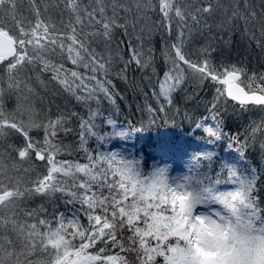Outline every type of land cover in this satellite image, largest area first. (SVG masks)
Instances as JSON below:
<instances>
[{
  "label": "snow or ice",
  "instance_id": "obj_1",
  "mask_svg": "<svg viewBox=\"0 0 264 264\" xmlns=\"http://www.w3.org/2000/svg\"><path fill=\"white\" fill-rule=\"evenodd\" d=\"M59 3L68 13L63 31L45 19L38 0H30L35 19L27 24L23 17L17 18V0H0V13L9 14L15 29L0 21V146L12 136L22 137L20 143L8 144L0 151V264H130L122 253L133 255V264H264V210L255 195V170L244 178L222 164L221 171L227 170V178L217 173L213 180L201 173L196 163L187 174L173 177L168 167L154 165L145 172L133 157L88 147L92 138L97 144L107 142L95 121L101 117V97L109 101L113 97L107 67L113 58L105 57L92 45L102 43L110 50L116 29L127 36L130 19L135 31V25L151 12L158 11L159 28L169 36L174 24L176 30L171 45L165 41V59L171 67L158 80L159 91L154 95L171 104L173 94L185 81L186 70H190L199 84L211 82L217 98L237 102L241 111L249 110V105L264 109V72L253 70L249 74L246 67L236 63H215L212 53L216 49L211 45L202 48V59L195 61L185 51L193 28L206 26L211 30L208 19L215 16L219 0H194L190 5H182L180 0H91L86 6H82V0ZM259 8L258 17L249 0H243V9L240 0H234L231 8L224 10V23L241 21L247 32L248 25L259 19L264 32V0H259ZM85 21L91 30H85ZM147 32L150 35L151 28ZM137 39L140 45L131 43L129 36L128 58L121 56L125 65L122 71L133 63L141 69L152 64V49L146 48L143 36ZM65 54L74 69L65 67ZM57 56L60 61L54 62ZM37 65L41 72L51 73V80L64 93L89 105L87 118L76 112L41 118L35 112L21 91L20 76ZM81 67L86 71H79ZM14 93L19 94L15 107L9 110L6 101ZM92 102L97 105L95 109ZM211 111L215 113L216 104ZM74 117L79 118V147L85 163L57 159L64 150L57 142L58 133L72 131L67 121ZM107 123L111 125L112 120ZM33 128L42 130V138L30 134ZM257 131L264 132V121L252 129V134ZM205 132L215 141L223 139L219 123ZM5 154L13 160V168L34 157L45 162L46 171L38 172L23 187L21 181L13 182L11 177L5 182ZM214 155L200 153L193 159L211 160ZM221 184L234 188L219 191L216 186ZM56 193L64 205L80 207H73L70 216L64 212L57 215L55 208L49 215L43 205L32 210L20 207L23 200L35 195L55 199ZM207 208L214 210L201 211ZM82 217L87 219L86 225ZM93 248L95 253H90ZM114 248L119 251L110 254Z\"/></svg>",
  "mask_w": 264,
  "mask_h": 264
},
{
  "label": "trees",
  "instance_id": "obj_2",
  "mask_svg": "<svg viewBox=\"0 0 264 264\" xmlns=\"http://www.w3.org/2000/svg\"><path fill=\"white\" fill-rule=\"evenodd\" d=\"M193 2L194 0H180L182 5H190ZM38 3L45 19L50 20L62 31L65 30L68 13L63 11L59 0H38ZM90 3L91 0H82V6ZM233 3L234 0H219L215 16L208 19L211 30L206 26L193 28L191 37L185 44V51L195 61L202 59L200 50L211 45L216 49L212 53L215 63L219 64L221 60L236 63L246 67L249 74L253 70L257 73L264 72L262 25L257 19L256 22L248 25L247 32L241 21H237L234 25H226L224 10L225 8L230 9ZM249 3L255 7L259 17V0H249ZM240 6L243 9V0H240ZM108 14H112L110 3ZM21 17L24 18L25 24L28 20L34 23L35 18L31 12L30 0H17V18ZM159 19L158 11L151 12L148 18H142L135 25V31H133L130 19L129 35H124L122 29H116L110 50L102 43L92 45L105 57L113 58L112 63L107 65L113 97L111 101L101 97L99 105L102 110L101 117L95 121L100 134L106 137L107 142L97 144L96 139L92 138L88 147L101 148L102 151H114L133 157L140 162L145 172L151 171L154 165L168 167L173 177L187 174L189 167L196 163L199 164V171L207 173L213 180L217 177V173H221L222 179L227 178V170L221 171L222 164H228L244 178L250 175L251 170H255L257 177L255 195L258 197L257 202L260 209L264 210V151L261 150L264 132L257 131L255 135L252 134V129L264 121V109L261 106L249 105V110L241 111L240 105L228 99L217 98L216 87L211 82L205 81L199 84L190 70H186L185 81L182 87L173 94L171 104L167 103L163 97L154 95V92L159 91L158 80L163 79L164 72L171 67V63H166L165 59V41L171 45L176 35L175 24L173 33L169 36L167 31L159 28ZM0 21H3L6 27L15 30L8 13H0ZM142 28H144L143 32ZM148 28H151L150 35L147 32ZM85 30H91L88 29L86 21ZM129 36L131 43L136 45L141 44V40L137 37H144L143 42L146 48L152 49L153 60L150 67L141 69L133 63L127 66L126 71H122L125 65L121 61V56L124 60L128 58ZM117 45H119V50ZM59 61V56L54 58V62ZM63 62L66 68L74 69L71 62L67 60L66 54ZM78 70L86 71L82 67ZM20 78L22 81L20 88L31 89L38 95L40 103L35 112L41 118L45 116L56 118L58 112H76L87 118L89 105L78 103L64 93L57 82L51 80V73L41 72L38 65L22 72ZM3 86L7 88V83L5 82ZM17 94L19 93H14L6 101L9 110L14 108ZM212 104H216L215 113L211 111ZM96 107V103L92 102L91 108ZM214 115L216 119H213ZM109 119L112 120L111 125L107 123ZM217 123L223 132V139L220 141H215L205 132L206 128H216ZM67 126L72 131L58 133L57 142L64 146V150L57 159L85 163L83 151L79 147V118L74 117L68 120ZM120 133L123 135L121 136ZM30 134L36 138L43 136L42 130L35 128ZM21 140L22 137L18 136L8 138L0 146V151L6 149L8 144L20 143ZM209 152L215 154L211 160L201 158L196 161L193 159L200 153ZM12 156L15 157V153H12ZM16 159L18 160V157ZM3 160L4 164H7L5 182L8 177H11L13 182L21 181L22 187L27 185L30 179L35 178L38 172L46 171L45 162L35 160L34 157L29 163L17 164V168L12 167L13 160L7 154L3 156ZM216 187L219 191H227L232 190L234 185L221 184ZM59 197V193L55 194V199L35 195L23 200L20 207L32 210L39 209L43 205L49 215L55 208L57 215L64 212L66 216L71 215L73 207H80L79 204L66 206ZM20 215L23 216V212H20ZM41 218H43L42 213ZM30 222L36 223L37 221L31 220ZM81 222L85 225L88 223L83 217ZM76 243L78 244L79 240ZM95 251L94 248L89 249L90 253H95ZM118 251L115 248L111 249L110 254ZM122 255H125L130 264H133V255L126 253Z\"/></svg>",
  "mask_w": 264,
  "mask_h": 264
},
{
  "label": "rangeland",
  "instance_id": "obj_3",
  "mask_svg": "<svg viewBox=\"0 0 264 264\" xmlns=\"http://www.w3.org/2000/svg\"><path fill=\"white\" fill-rule=\"evenodd\" d=\"M21 79V78H20ZM21 91L22 93L27 96V102L32 106V108L34 110H36L37 108H39V97L37 94H35L32 90L31 92H29V90H27L26 88H22L21 87ZM16 95V94H15ZM18 95V94H17ZM15 107V106H14ZM28 118L27 115L24 116V119ZM5 166H7V164H5Z\"/></svg>",
  "mask_w": 264,
  "mask_h": 264
},
{
  "label": "clouds",
  "instance_id": "obj_4",
  "mask_svg": "<svg viewBox=\"0 0 264 264\" xmlns=\"http://www.w3.org/2000/svg\"><path fill=\"white\" fill-rule=\"evenodd\" d=\"M214 209L212 208H207V209H201L202 212H205V213H211Z\"/></svg>",
  "mask_w": 264,
  "mask_h": 264
},
{
  "label": "water",
  "instance_id": "obj_5",
  "mask_svg": "<svg viewBox=\"0 0 264 264\" xmlns=\"http://www.w3.org/2000/svg\"><path fill=\"white\" fill-rule=\"evenodd\" d=\"M229 100H231V99H229ZM232 101V100H231ZM233 102H235V101H233ZM235 103H237V102H235ZM238 104V103H237ZM257 106V105H256Z\"/></svg>",
  "mask_w": 264,
  "mask_h": 264
}]
</instances>
